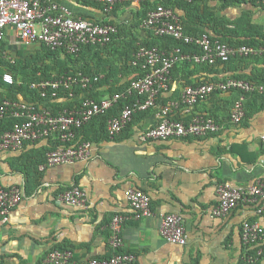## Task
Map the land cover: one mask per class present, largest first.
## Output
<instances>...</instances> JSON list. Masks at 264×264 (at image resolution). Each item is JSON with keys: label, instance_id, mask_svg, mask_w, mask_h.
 I'll list each match as a JSON object with an SVG mask.
<instances>
[{"label": "crops", "instance_id": "obj_1", "mask_svg": "<svg viewBox=\"0 0 264 264\" xmlns=\"http://www.w3.org/2000/svg\"><path fill=\"white\" fill-rule=\"evenodd\" d=\"M50 1L94 22L111 19L125 26L127 33L131 30L139 41L148 36L142 28L133 30L140 3H118L119 8L106 17L100 9L86 7L78 0ZM200 1L217 18L234 22L246 14L250 25L260 26L264 31V5L247 2L223 8L217 1ZM4 41L8 43L5 58L11 61L18 53L24 59L41 47L23 45L10 27L5 30ZM118 42L121 44L122 40ZM254 58L218 65L209 72L193 64L175 67L168 90L159 94L153 110L147 109L141 118L136 115L113 138L88 141L90 156L85 161L40 169L45 154L54 144L52 139L1 151L0 186L19 188L22 201L10 211L5 222L0 221V264H42L54 249L72 251L74 264L93 258L107 259L112 254L108 225L117 214L129 217L121 237L123 252L135 257L132 264H238L245 255L243 224L257 223L264 229V211L256 214L254 206L240 204L226 217L217 218L211 215V210L218 204L219 185L242 187L264 182V151L260 142L264 134V99H258L257 108L246 110L243 122L235 126L228 121L235 93L212 95L199 101L192 110L181 103V96L186 86L235 74L250 76L264 69V62ZM2 69L0 77L9 74L2 73ZM107 70L101 69L98 80ZM119 79L120 84L126 81L121 76ZM106 90L107 86L100 89ZM107 96L110 95L104 97ZM164 107L171 110L169 118L179 117L185 123L191 120V115L210 114L223 122H216L222 129L202 137L143 140V134L161 121ZM76 186L87 196L86 208L60 201V195ZM127 189L148 195L151 217L132 218L124 195ZM167 214L182 217L184 245L166 242L160 236V219ZM252 250L260 253L257 264H264V236Z\"/></svg>", "mask_w": 264, "mask_h": 264}, {"label": "built area", "instance_id": "obj_2", "mask_svg": "<svg viewBox=\"0 0 264 264\" xmlns=\"http://www.w3.org/2000/svg\"><path fill=\"white\" fill-rule=\"evenodd\" d=\"M104 5V12L109 11L118 3H140V0H80ZM255 5H264V0H248ZM143 25L151 29L154 35L170 36L185 44H194L199 49L198 54L182 53L175 49L169 55L157 48L147 49L140 47L134 58L143 61L142 68L145 74L132 80L125 91L104 97L100 101L85 99L78 108L64 110L57 115L48 110H36L34 105L27 103L3 102L0 105V120L9 112L18 121L9 131L0 133V152L21 149L27 143H33L48 138L50 135L59 142V145L46 154L45 162L40 167L71 164L76 161H85L90 156V143L88 141L75 143L74 129L82 127L93 117L106 113L114 107L119 100L136 93L144 100H136L131 106L108 120L107 134L113 138L129 124L132 115L138 111H145L156 106L159 94L168 90L171 82V70L178 62L194 64H224L234 56L257 57L264 54V49L240 46L231 47L217 40H212L207 34L192 37L185 34L179 17L170 8L158 6L148 12ZM13 28L16 37L23 45L40 44L50 49L62 48L69 54H75L81 46L93 45L105 48L117 33V28L111 24H101L89 19L76 17L63 5L50 0H0V42L5 38V30ZM99 77H75L65 75L60 80L42 82L39 88L48 87L52 90V97H56V90L60 86L71 88L78 86L88 89L98 81ZM2 80L7 85L13 84L10 74H4ZM237 91L240 93L230 112L231 125H239L245 116L244 103L246 96L252 93L264 95V76L261 83L249 82L243 79L229 78L224 82H206L197 86H186L181 96V103L185 108L192 110L195 105L206 96L216 92ZM42 97L46 96L42 92ZM169 108L161 111L162 119L153 128L147 130L143 140L202 137L217 134L222 129L212 118L191 115L188 123L182 120L169 118ZM261 147L264 151V134L260 137ZM125 198L131 208L133 219L149 218L153 215L150 198L141 190L127 189ZM218 204L211 210L213 217H226L240 204L252 205L255 213L264 211V182L230 187L221 184L217 188ZM22 201V192L15 186H0V220L5 222L10 211ZM60 201L76 208L87 207V196L79 187L71 189L60 195ZM128 216L114 215L109 223L111 233L110 247L112 254L107 259H89L82 264H132L134 255L123 252L121 230ZM159 234L166 242L184 245L186 243L185 226L181 216L177 214L163 215L160 219ZM264 236V229L257 223H244L242 227V242L245 255L238 264H257L260 253L252 254L251 248L257 245ZM72 251L52 250L46 261L42 264H74Z\"/></svg>", "mask_w": 264, "mask_h": 264}, {"label": "trees", "instance_id": "obj_3", "mask_svg": "<svg viewBox=\"0 0 264 264\" xmlns=\"http://www.w3.org/2000/svg\"><path fill=\"white\" fill-rule=\"evenodd\" d=\"M78 1L86 7H92L95 9L98 8L104 13V15L107 14L104 12V5L102 4L80 0ZM213 1L221 3L223 8L241 5L247 2L254 4L252 1L248 0ZM119 6L120 4L115 5L109 11L108 16L113 14ZM158 6L172 9L175 14L178 15L185 34L189 36L196 37L202 34H207L212 40H217L234 48H238L240 46L264 47V31L260 26L250 25L246 14L243 15L241 19L230 22L227 19L217 18L215 14L210 12L208 7L200 0H140V9L137 10L135 14L133 30L136 31L137 28H142L144 31H147L148 36L144 41H139L138 38L133 35L131 30L127 33L126 30L128 29H126L125 26L116 24L111 19L96 21L101 24H111L117 28V33L113 35L111 42L105 48L93 45H84L81 46L80 50L75 54H69L62 48L50 49L44 45H40L41 47L39 51L35 54L21 59V56L18 53V57L11 61L7 60L4 55L8 43L2 40L0 42V67L3 68L2 73L11 74L13 84H5L2 81V74L0 77V105L5 101L10 103H27L34 105L36 110L44 109L50 111L53 115H57L59 112H63L64 110L69 111L71 109L78 108L81 105L82 100L89 99L97 102L104 98L106 94L113 95L115 93L125 91L126 87L132 80L142 77L146 72V70L142 68L143 61H138L134 58V54L140 47H145L147 49L155 47L158 50L163 51L166 55H169L175 49H180V51L185 54H198L200 49L196 45L185 44L184 42L177 41L170 36H156L151 29H148L143 25V21L148 12ZM74 16L81 17L77 15ZM81 18L85 19L84 16ZM230 25H233V27H230ZM239 25L240 27L237 29V26ZM256 38H258V40ZM119 39L122 40L121 44L118 42ZM260 39H263L262 43L260 42ZM257 57L254 58V60H261L264 62V54ZM238 59L252 60V57L234 56L224 64L215 65H199L188 62H178L172 68L171 75L175 67H180L184 64H187V66L193 64L194 66H198L209 72L213 71L214 67H217L218 65L228 66L235 63ZM104 67H107L108 70L103 75V78L94 83L91 88L85 90L78 86H73L71 88L60 86L55 91L56 97H52L51 88L48 87L45 90L39 88V84L42 82L57 81L65 75H73L77 78L82 76L95 77L100 74L99 72ZM119 76L124 78L126 81L120 84L121 79H119ZM263 76L264 69L256 73H252L250 76L235 74L230 78L261 83L263 81ZM128 77H131L129 81H127ZM226 79H218L217 81L211 82H224ZM206 82H201L192 86H197ZM115 84H117V86ZM103 86H107L106 91H100ZM42 92L46 93L45 97L41 96ZM229 92L235 93L234 95H236V98H234L232 103L233 106L240 93L237 91ZM221 93L223 92L216 91L206 96L204 100L208 99L212 95L214 96ZM137 99L144 100V97L137 95L136 93L126 95L125 98L119 100L118 103H116L114 107L106 113L95 116L82 127L74 129L75 143L92 140L97 141L103 137H108V120L118 116L122 109L126 106H131V104H133ZM258 99H264V95L252 93L246 96V101L244 103V119L247 114L246 110L248 111V109L252 110L257 108ZM39 103H43V105L40 106ZM153 108H149L148 110H153ZM231 108L229 111L228 121L230 120ZM10 110L12 109L9 108V112L3 117V119L0 120V133L11 130L13 125L18 121L12 116ZM148 110L136 112L132 115V120L136 115H139V118L144 117L145 112ZM203 115L212 118L217 123H223L218 121V119H215L210 114L203 113ZM173 119L181 120L179 117ZM46 139H52L54 143L48 152L54 150L59 145V142L55 140L52 135ZM46 154L44 159L46 158ZM251 253L254 254V250H252Z\"/></svg>", "mask_w": 264, "mask_h": 264}]
</instances>
